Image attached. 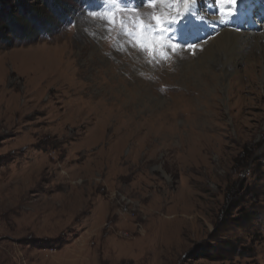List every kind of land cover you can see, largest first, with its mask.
<instances>
[{
  "label": "rangeland",
  "instance_id": "1",
  "mask_svg": "<svg viewBox=\"0 0 264 264\" xmlns=\"http://www.w3.org/2000/svg\"><path fill=\"white\" fill-rule=\"evenodd\" d=\"M64 2L72 23L0 42V264H264V69L209 79L207 28L149 63L81 15L102 0Z\"/></svg>",
  "mask_w": 264,
  "mask_h": 264
},
{
  "label": "snow or ice",
  "instance_id": "2",
  "mask_svg": "<svg viewBox=\"0 0 264 264\" xmlns=\"http://www.w3.org/2000/svg\"><path fill=\"white\" fill-rule=\"evenodd\" d=\"M244 2L210 0L206 6L223 25L240 13ZM201 3L202 0H102V8L86 9L81 15L103 21L108 31H111V26H117L118 36L124 37V43L143 54L147 62L159 63L177 54L178 49L191 50L194 55L202 47L195 43H180L189 17L200 19L196 9ZM161 5H167L170 14L153 16L150 11L143 10L158 9Z\"/></svg>",
  "mask_w": 264,
  "mask_h": 264
},
{
  "label": "bare ground",
  "instance_id": "3",
  "mask_svg": "<svg viewBox=\"0 0 264 264\" xmlns=\"http://www.w3.org/2000/svg\"><path fill=\"white\" fill-rule=\"evenodd\" d=\"M252 1L256 2L258 0H245L241 10L242 16L244 18H250V15L252 17H256L257 15V17L262 18L258 11H254V14L252 13L250 5ZM209 2L210 0H204V6L206 7L205 16L200 15V19L189 17L181 33L180 40H194V38H197L198 33L200 34L199 38H203L202 36H207V31H210L208 36L211 37L218 30L216 36L204 44L202 53L193 59V63L196 64L195 68L202 71V73L207 72L211 80L216 78L218 75L217 71L220 70L219 72L222 77L229 78L231 84L237 83L244 86H253L257 79L255 76L257 66L264 69V32H251L254 30L253 28L252 30L248 29V24L251 23L240 25L241 19H236L238 15L229 23L220 24L206 6ZM196 11L198 14L197 9ZM233 21L238 22V24H232ZM261 26L264 28V22ZM204 28H207V31H204ZM189 29L193 30L189 31ZM192 32L194 35H192ZM186 34H189V37L186 38ZM197 40L198 42L205 41L198 38ZM225 69L227 73H224ZM259 79L264 80V76ZM200 80H203V86L205 88L209 86L207 79H202V76H200Z\"/></svg>",
  "mask_w": 264,
  "mask_h": 264
},
{
  "label": "trees",
  "instance_id": "4",
  "mask_svg": "<svg viewBox=\"0 0 264 264\" xmlns=\"http://www.w3.org/2000/svg\"><path fill=\"white\" fill-rule=\"evenodd\" d=\"M71 1L80 4L88 0ZM68 8L64 0H0V42L49 34L71 19L74 10Z\"/></svg>",
  "mask_w": 264,
  "mask_h": 264
}]
</instances>
